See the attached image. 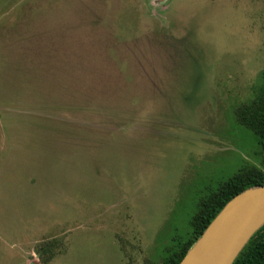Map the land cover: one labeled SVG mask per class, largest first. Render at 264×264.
Instances as JSON below:
<instances>
[{
    "label": "rangeland",
    "instance_id": "1",
    "mask_svg": "<svg viewBox=\"0 0 264 264\" xmlns=\"http://www.w3.org/2000/svg\"><path fill=\"white\" fill-rule=\"evenodd\" d=\"M263 75L264 0H0V264H164Z\"/></svg>",
    "mask_w": 264,
    "mask_h": 264
},
{
    "label": "water",
    "instance_id": "2",
    "mask_svg": "<svg viewBox=\"0 0 264 264\" xmlns=\"http://www.w3.org/2000/svg\"><path fill=\"white\" fill-rule=\"evenodd\" d=\"M264 226V185L233 197L179 264H234Z\"/></svg>",
    "mask_w": 264,
    "mask_h": 264
},
{
    "label": "trees",
    "instance_id": "3",
    "mask_svg": "<svg viewBox=\"0 0 264 264\" xmlns=\"http://www.w3.org/2000/svg\"><path fill=\"white\" fill-rule=\"evenodd\" d=\"M240 118L257 140L262 168L233 176L216 194H213L198 216L193 219L191 237L181 243L182 246H178L177 251L175 250L164 264H179L195 241L233 197L248 188L264 185V88L258 98L241 112ZM234 264H264V226L252 237Z\"/></svg>",
    "mask_w": 264,
    "mask_h": 264
}]
</instances>
